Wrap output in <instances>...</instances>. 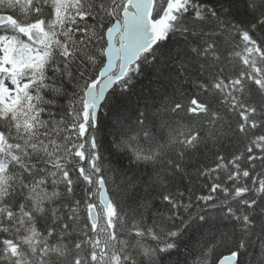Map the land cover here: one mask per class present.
Wrapping results in <instances>:
<instances>
[{"label": "snow or ice", "instance_id": "obj_1", "mask_svg": "<svg viewBox=\"0 0 264 264\" xmlns=\"http://www.w3.org/2000/svg\"><path fill=\"white\" fill-rule=\"evenodd\" d=\"M0 264H264V0H0Z\"/></svg>", "mask_w": 264, "mask_h": 264}]
</instances>
